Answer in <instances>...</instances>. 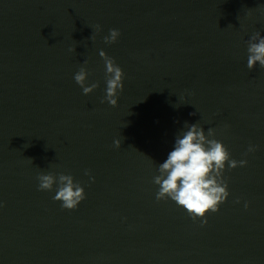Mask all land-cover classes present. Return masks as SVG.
I'll list each match as a JSON object with an SVG mask.
<instances>
[{
  "label": "water",
  "instance_id": "1",
  "mask_svg": "<svg viewBox=\"0 0 264 264\" xmlns=\"http://www.w3.org/2000/svg\"><path fill=\"white\" fill-rule=\"evenodd\" d=\"M257 31L264 0H0V264H264ZM101 50L124 72L116 106ZM185 122L248 161L226 162L229 196L203 225L153 182ZM41 172L72 175L85 199L62 208Z\"/></svg>",
  "mask_w": 264,
  "mask_h": 264
},
{
  "label": "clouds",
  "instance_id": "2",
  "mask_svg": "<svg viewBox=\"0 0 264 264\" xmlns=\"http://www.w3.org/2000/svg\"><path fill=\"white\" fill-rule=\"evenodd\" d=\"M101 31V26L96 25V32ZM110 34L104 36L106 43H114L119 35V29H110ZM94 39V37H90ZM247 67L253 69L257 62L264 67V36L259 31L253 33L247 40ZM69 51L75 52V47ZM106 66V95L102 102L106 100L110 105L116 106L118 103L119 90H122L124 72L115 63L114 58L109 57L103 50L100 51ZM87 60L83 61V65ZM81 66L75 74V81L82 87L83 93H91L98 87V83H87L88 69ZM195 115V113H191ZM187 130L182 136H176L174 148L168 153L167 159L158 165L159 175L154 176L153 182L159 186L156 199H171L178 206H182L193 220L202 218L201 224L207 223V214L217 212L219 206L224 203L229 196L228 182L224 178L226 162L229 169L237 166H245L246 159H232L228 148L224 143L215 138L216 130L209 127L207 133L198 124L184 125ZM122 141H114L115 147L119 148ZM255 145H249L247 152H254ZM247 152L245 155H247ZM30 159V158H29ZM31 160V159H30ZM32 161V160H31ZM86 174H89L86 171ZM40 190H52L54 184L57 186L56 194L52 197L54 201H62L61 207L64 209H75L86 197L84 187L76 182L72 175L61 173L41 172L37 177ZM94 180V177H91ZM239 203V198H237ZM2 206V203H0ZM248 202L244 207L247 208Z\"/></svg>",
  "mask_w": 264,
  "mask_h": 264
}]
</instances>
